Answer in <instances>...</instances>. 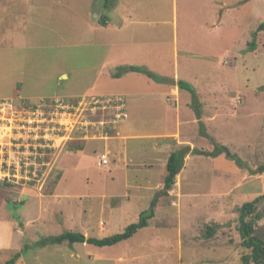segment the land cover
I'll use <instances>...</instances> for the list:
<instances>
[{
    "label": "rangeland",
    "instance_id": "374dc122",
    "mask_svg": "<svg viewBox=\"0 0 264 264\" xmlns=\"http://www.w3.org/2000/svg\"><path fill=\"white\" fill-rule=\"evenodd\" d=\"M103 1L0 0L2 110L6 102L74 104L75 96H118L112 94L134 86V96L125 97L130 138L119 142L127 152L120 169L118 163L98 167L105 142L91 139L80 167L63 172L64 157L83 149L84 141L56 149L35 146L29 157L33 136H28L20 148L27 159L14 163L7 179L0 178V264H118L119 257L152 264L144 259L146 251L174 249L178 242L182 264H240L248 251L238 232L237 209L258 197L264 204V173L257 171L264 164V32L256 37V49L250 48L264 22V0H153V11L149 0L139 2L136 16L163 22L152 25V39L139 46L148 53L145 62L163 77L175 68L176 55L178 73L192 88L170 97L167 108L164 80L134 72L136 80L129 82L135 85H122L109 76L118 73V0H109L107 9ZM95 14L107 15L111 25L93 27ZM203 26H213L210 38L198 33ZM152 89L157 92L152 98L162 99L150 106L144 102ZM113 130L107 128L108 134ZM216 145L224 149L217 151ZM188 147L173 189L155 195L150 188L163 182L159 162ZM149 209L155 215L151 225L118 245H41L65 232L96 238L121 233ZM111 215L118 224L104 226ZM155 226L165 235L157 239L161 247L153 243ZM210 227L215 233L207 239ZM258 230L264 235V219ZM129 252L134 257L124 256Z\"/></svg>",
    "mask_w": 264,
    "mask_h": 264
},
{
    "label": "crops",
    "instance_id": "0c3cea01",
    "mask_svg": "<svg viewBox=\"0 0 264 264\" xmlns=\"http://www.w3.org/2000/svg\"><path fill=\"white\" fill-rule=\"evenodd\" d=\"M140 1L141 0H118V72L121 68L129 67V66L144 67L150 72L153 71L151 69L152 65H149L148 63H146L145 59H144V57L147 56L148 53L145 51V49H142L139 46H140L141 42H143L142 44H144V48H145V46H147L148 40L152 39V37H150L149 35H151V33H152L151 31H153V29L150 30L149 28H151V26L152 25L154 26L155 24H159V23L163 24V22H161L160 19H158V21H156V19L155 20H152V19L149 20V19H147L146 14H144V16H142V18L139 16H136L135 15L136 12H138L140 10V8H139L141 6V4L139 3ZM152 2H153V0H149V4H150V8H151L150 11L154 10V8L152 6ZM144 9H146L145 6L142 7L141 10H144ZM98 15H100V14H95V16H93V21L91 20V23L93 24V27H95V28H97L96 26L101 25L99 23L100 17ZM102 15H105V14H102ZM102 15H100V16H102ZM73 20H74V17L72 16L71 22H70L71 26H74ZM217 20H218V17H217ZM105 25L106 26L111 25V21L109 19H106ZM212 27L213 26L206 29L203 26V27H201L200 31H198V33H200L201 36H206L207 38H210V36L212 35V30H211ZM177 31H178V29L176 28L174 38H175ZM190 33L191 32H187V34H190ZM141 51H143L142 52L143 56H141L139 54V53H141ZM150 56L154 57L152 51L149 52V59H152ZM140 60H143V61H140ZM114 74H116V73L112 72L109 74V76L114 79ZM132 74H134V72L129 71V72H126L123 74L121 73V75H118V84L126 85L127 83H133V85H135L136 82H129V81H132V79L136 80V78L131 77ZM136 74H139V73H136ZM66 75L67 74H65V73H61L59 75V77L61 76V78H63V77H66ZM142 75H144V74H142ZM137 78H139V77H137ZM162 78L164 79V86L166 89V90L162 89V91H166L164 97L167 98V100H166V108H167V104L170 100V97L178 98L181 95V92L179 91V89L177 87V82L179 80H183V79H181V75H179V73H178V61H177L176 55H175V68L173 69V71H168L167 75L163 76ZM127 93L130 95H127ZM131 93H132V95H131ZM133 93H134V86L129 85L128 87L118 89V93L112 94V95H118V96H121L125 99V97L132 98L134 96ZM156 94H157V92L152 89L151 93H149L147 95V101L144 103L151 106L154 104V102H156V97H158L159 99H162V97H159V96H155L154 98H152ZM84 97H86V96H84ZM75 98L79 99V98H83V97L75 96ZM75 98H73V99H75ZM69 99H71V98H69ZM111 117H112L111 112L102 111V112H99L97 114V116H95V117L93 116V120H95V121H100V120L108 121L111 119ZM127 120H128V118H127ZM127 120L125 121V123L123 122V124L121 126H120V124H117L115 127H108L110 129H114L112 132L109 133L110 135L107 132V128H106V132H107L106 133L104 131V129L100 128V127H96V128L90 127L88 129H84L81 131L80 130H73V131L69 132L70 134H68L66 137V139H68V140L66 142H64L63 144H61L59 147H63L72 141L74 142V141L79 140V141H84V142H82L83 143V149L77 148L76 151H72V152L68 153V155H66L64 157L65 160L63 162V166H62L61 170H63V172H65L70 167H74V168L80 167L79 166L80 162L82 160L86 159V157H85V154H86L85 153V151H86L85 145H86L87 141L91 142L92 141L91 139L100 140V141L105 142L104 151L101 154H107L108 155V159H109L108 165L113 166V165L118 163V165H115V167L119 166L118 169H120V163H121V161L125 162L127 152H126V149L124 147L123 148L119 147V142L121 143L124 141V143H126L125 141L128 140V138H130V134H129L130 132L128 131L129 130L128 126L125 125L127 123ZM178 121H179V119L177 116V124H178ZM96 134L107 135V137L96 136ZM156 136H158V135H150V137H156ZM162 136H160V137H162ZM160 137H156V138H160ZM136 153H138V152H135V153L133 152L134 157H135ZM171 153L166 155L164 160L162 162H159V164L157 163L158 162L157 160L152 161L155 165L158 164L160 166L163 179H164L165 174H166V162H167V159ZM123 162H122V165L124 164ZM134 162L136 163L135 159H134ZM142 163H145V160H143ZM142 163H138V164H142ZM108 165H106L105 168ZM99 166H102L100 164V162L98 163V167ZM146 176L149 177V175H146ZM159 178H160L159 180H161V177H159ZM162 189H163L162 180H161V183H158L157 187L155 186V188H150V190L155 191L154 192L155 195L157 193L159 195L161 193L163 194ZM149 210H151V209H149ZM114 216L115 215H111L109 217V219H106V218H108V217H106L103 225L104 226H115V225H117L118 222H116L115 224H113V222H111L112 219L114 218ZM101 224H102V221L99 222V228H101V226H100ZM150 225L151 224L149 223V226ZM148 227H146V228H148ZM155 227H156V229H155L156 232L153 233V236H155V238L153 239V243L155 244V246H160L159 240H157V239L160 238L161 235H164V233H159L160 230L157 228V226H155ZM99 228H98V230H99ZM146 228H144V229H146ZM101 230H103V229H101ZM118 233H120V232H118ZM179 233H177L178 239H180V237L182 236L181 232H179ZM83 235L87 238L92 237V236L88 235L87 232L84 233ZM111 235L112 234L110 233V235L108 234V235H106V237L111 236ZM113 235H114V233H113ZM1 237H2V235H0V245L2 243ZM4 237H6L5 234L3 235V238ZM92 238H96V237H92ZM101 238H103V237H101ZM98 239H100V238H98ZM180 243L181 242H178L177 245H174L175 248L178 247V252L174 251L175 248L171 249L170 248L171 245H170L167 248H164L165 250L146 251L143 254L144 259H150L151 261L150 260L149 261L152 262V264H174V263L182 264L183 253H182V245H180ZM0 249H2V248H0ZM124 256L127 258L134 257V255H132L131 252H129L128 254H126ZM175 259L177 260V262H174ZM119 260L121 262H118V264H125V263L134 264L135 263L134 259L130 260V261L126 260L127 261L126 262L125 260L123 261V259L119 257Z\"/></svg>",
    "mask_w": 264,
    "mask_h": 264
},
{
    "label": "built area",
    "instance_id": "2783aa9c",
    "mask_svg": "<svg viewBox=\"0 0 264 264\" xmlns=\"http://www.w3.org/2000/svg\"><path fill=\"white\" fill-rule=\"evenodd\" d=\"M79 99H82V102ZM79 99H76L78 101L74 104L52 99L39 100L35 104L26 103L21 107L6 102L4 103L7 108L5 111L0 106V114L6 112L5 118L0 116V122L5 124L6 129L3 130L0 124V136L7 139L4 143L0 141V178L9 177L8 170L11 166L19 160L27 159L26 155L20 152V148L26 147L24 142L29 139L28 136H33V140L30 141L32 148L31 154L28 155L30 157L34 151L37 152L38 148L56 149L68 140L66 137L73 130L81 131L90 127H100L106 132V128L115 127L128 118L126 101L121 96H91L89 100L86 97ZM102 111L111 112V119L93 120V116H97ZM40 132L43 133L40 134ZM24 135L27 138H24ZM96 136L107 137L103 134H96ZM35 146L38 148L36 149ZM99 162L102 166L108 165V155L101 154Z\"/></svg>",
    "mask_w": 264,
    "mask_h": 264
},
{
    "label": "trees",
    "instance_id": "16d2710c",
    "mask_svg": "<svg viewBox=\"0 0 264 264\" xmlns=\"http://www.w3.org/2000/svg\"><path fill=\"white\" fill-rule=\"evenodd\" d=\"M104 7L107 9L109 7V0H104ZM109 19L107 15H102L99 19V23L103 26L105 25L104 20ZM264 32V22L261 23L255 33L253 34V41L251 44V51L256 49V37L259 33ZM139 72L147 77L163 82V78L148 71L144 67L138 66H129L126 68H121L118 73L114 74L115 77L121 75V73L126 72ZM177 87L179 91L188 90L192 91V88L189 84L185 83L183 80H179L177 82ZM217 151L223 150L224 148L216 145ZM190 149H183L180 151L172 152L166 162V174L163 179V195L167 196L169 192L173 189L176 184V178L181 173L184 164L185 158L189 155ZM259 173H264V164L261 165L258 170ZM262 197H258L252 202H248L243 204L241 207L237 209L238 212V232L240 238L242 240V246L244 249L248 251L247 254L241 257L240 264H264V235L260 234L258 230V222L264 219V204ZM154 211L153 209L147 210L141 213L140 218L136 223L130 224L127 226L123 232L117 233L111 236L103 237V238H92L85 237L83 234L79 232H65L61 235L44 238L41 241L42 246H46L49 244L52 245H61L63 243H68L70 245L80 243L87 245H94L96 247L104 248V247H112L118 245L122 242L128 241L131 239L138 231L144 229L149 226V221L153 219ZM215 233L214 228H207L205 233V237L207 239L213 237Z\"/></svg>",
    "mask_w": 264,
    "mask_h": 264
}]
</instances>
